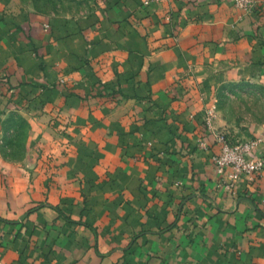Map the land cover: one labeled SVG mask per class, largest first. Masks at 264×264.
Returning a JSON list of instances; mask_svg holds the SVG:
<instances>
[{"label":"crops","instance_id":"0c3cea01","mask_svg":"<svg viewBox=\"0 0 264 264\" xmlns=\"http://www.w3.org/2000/svg\"><path fill=\"white\" fill-rule=\"evenodd\" d=\"M82 1L0 0V264H264V172L221 187L204 122L209 83H264V0Z\"/></svg>","mask_w":264,"mask_h":264},{"label":"rangeland","instance_id":"374dc122","mask_svg":"<svg viewBox=\"0 0 264 264\" xmlns=\"http://www.w3.org/2000/svg\"><path fill=\"white\" fill-rule=\"evenodd\" d=\"M21 3L49 15L74 14L85 9L82 0H21ZM208 86L212 87L210 103L215 108L212 125L214 121L220 124L217 130L226 131L230 136L248 137L252 136L258 125H264V83L245 79H218ZM5 126L4 153L9 157H21L24 152L26 122L20 116L12 115L5 120Z\"/></svg>","mask_w":264,"mask_h":264},{"label":"built area","instance_id":"2783aa9c","mask_svg":"<svg viewBox=\"0 0 264 264\" xmlns=\"http://www.w3.org/2000/svg\"><path fill=\"white\" fill-rule=\"evenodd\" d=\"M169 1L142 0L141 5L147 6L151 3ZM233 4L243 13H248L256 7L258 0H233ZM214 109V105H211L206 108L204 114L205 125L219 144V150L212 155L211 160L219 185L227 191H232L239 180L254 181L264 172V153L255 152L262 138L260 136L235 138L226 131L217 130L212 126Z\"/></svg>","mask_w":264,"mask_h":264}]
</instances>
